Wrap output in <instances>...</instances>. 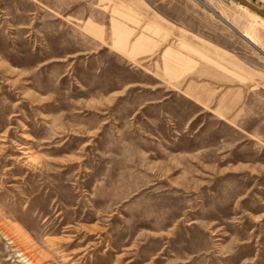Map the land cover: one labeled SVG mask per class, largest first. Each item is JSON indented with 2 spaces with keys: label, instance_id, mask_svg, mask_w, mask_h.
Segmentation results:
<instances>
[{
  "label": "rangeland",
  "instance_id": "374dc122",
  "mask_svg": "<svg viewBox=\"0 0 264 264\" xmlns=\"http://www.w3.org/2000/svg\"><path fill=\"white\" fill-rule=\"evenodd\" d=\"M0 264H264V20L0 0Z\"/></svg>",
  "mask_w": 264,
  "mask_h": 264
},
{
  "label": "crops",
  "instance_id": "0c3cea01",
  "mask_svg": "<svg viewBox=\"0 0 264 264\" xmlns=\"http://www.w3.org/2000/svg\"><path fill=\"white\" fill-rule=\"evenodd\" d=\"M255 1L259 2L261 5L264 6V0H255ZM146 39L148 41H143L142 43L140 42L135 47H129V48L124 47V49H121L119 53L129 56L130 58L134 57L133 54H136L135 59L136 58L147 59L156 51L158 46L156 45L155 42H153V38L151 36H147Z\"/></svg>",
  "mask_w": 264,
  "mask_h": 264
},
{
  "label": "water",
  "instance_id": "95a60500",
  "mask_svg": "<svg viewBox=\"0 0 264 264\" xmlns=\"http://www.w3.org/2000/svg\"><path fill=\"white\" fill-rule=\"evenodd\" d=\"M232 1L248 8L250 11H252L253 13L257 14L258 16L264 19V11H262L260 8L256 7L255 5L251 4L250 2L246 0H232Z\"/></svg>",
  "mask_w": 264,
  "mask_h": 264
},
{
  "label": "bare ground",
  "instance_id": "6f19581e",
  "mask_svg": "<svg viewBox=\"0 0 264 264\" xmlns=\"http://www.w3.org/2000/svg\"><path fill=\"white\" fill-rule=\"evenodd\" d=\"M238 4V3H237ZM238 5H240V4H238ZM241 7H244V6H242V5H240ZM245 9H247L248 11H250L248 8H246V7H244ZM251 13H253L252 11H250ZM255 14V13H254ZM255 15H257V14H255ZM258 16V15H257ZM260 17V16H259ZM261 19H263L262 17H260ZM264 20V19H263ZM221 21H223V20H221ZM224 22V21H223ZM244 37L247 41H249L251 44H253L254 46H256L257 45V42H256V39H255V37H254V34L250 31V30H246V31H244L243 32V35H241V37ZM242 37V38H243Z\"/></svg>",
  "mask_w": 264,
  "mask_h": 264
}]
</instances>
